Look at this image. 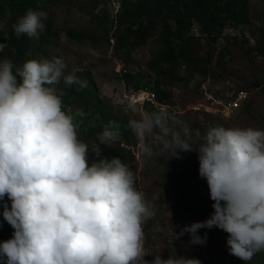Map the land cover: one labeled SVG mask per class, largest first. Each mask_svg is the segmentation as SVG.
Masks as SVG:
<instances>
[{
	"label": "clouds",
	"instance_id": "9594fccd",
	"mask_svg": "<svg viewBox=\"0 0 264 264\" xmlns=\"http://www.w3.org/2000/svg\"><path fill=\"white\" fill-rule=\"evenodd\" d=\"M45 16L29 10L13 25L15 34L38 39ZM6 47L0 43V52ZM13 67L8 58L0 61V201H11L3 217L15 230L0 243L5 264H201L175 254L144 259L143 224L154 211L134 186L133 172L120 157H104L99 146L89 166L78 124L62 110L63 92L46 86L63 78L65 86L80 90L87 82L75 71L65 75L67 65L58 57L29 60L15 74ZM170 119L161 110L129 120L142 157L156 155L149 136L162 142L167 160L193 151L188 127L173 131ZM121 137V126L109 121L98 139L110 146ZM202 139L199 176L207 181L214 211L173 235L187 233L190 245H205L207 234L198 230L219 228L228 233L229 254L249 261L264 251V130L215 126Z\"/></svg>",
	"mask_w": 264,
	"mask_h": 264
},
{
	"label": "rangeland",
	"instance_id": "374dc122",
	"mask_svg": "<svg viewBox=\"0 0 264 264\" xmlns=\"http://www.w3.org/2000/svg\"><path fill=\"white\" fill-rule=\"evenodd\" d=\"M18 1L29 5L31 11L46 13L41 19L44 29L38 30V39L30 38L28 48L20 47L23 34H15L10 20L13 2L0 0V43L7 45L0 52V61L8 58L15 74L29 60L58 57L67 65L65 75L75 71L76 75L91 76L99 102H83L74 95H65L63 78L59 84L46 86L54 87L57 94L63 92L62 110L78 124V139L88 146L89 166L97 161L92 152L97 146L108 157L101 148L103 145L120 152L122 162L133 172L134 186L154 211V216L143 224L144 259L151 261L156 254L167 259L175 254L199 259L201 264H247L229 254L228 233L219 228L198 230L201 237L207 234L205 245H190L191 237L187 233L175 239L173 233L178 234L184 226L209 218L202 219L191 211L186 193L176 182L179 173L171 166L172 158L167 160L160 153L162 142L153 136L146 138L156 152L152 159L139 154L137 138L131 129L130 143L121 137L110 146L100 144L101 132L97 130L100 115L93 110L100 103L127 123L138 120L143 112L158 111L149 104H134L132 96L142 90L157 94L159 86L167 92L165 103L169 106L166 112L171 118L170 129L177 131L185 126L189 129L186 139L193 151L179 152L180 159L189 162L196 157V150L210 127L264 130V0H251L250 22L226 25L216 42L202 33L198 25L192 26L193 46L201 56L212 58L206 76L184 63L172 69L163 66L156 71L154 61L162 48L163 25L157 27L142 47H118L116 17L122 11L124 0ZM134 1L137 0H127ZM168 23L175 28V21ZM130 105L137 111H132ZM8 203L7 196L0 201V241L7 240V230H14L3 217L4 205ZM217 230H221L219 237ZM251 261L264 264V251L255 253Z\"/></svg>",
	"mask_w": 264,
	"mask_h": 264
},
{
	"label": "trees",
	"instance_id": "16d2710c",
	"mask_svg": "<svg viewBox=\"0 0 264 264\" xmlns=\"http://www.w3.org/2000/svg\"><path fill=\"white\" fill-rule=\"evenodd\" d=\"M13 2L10 7L11 25H14L20 17L25 15L29 5H22L18 0H3V3ZM251 0H137L134 2L123 1L122 11L117 14V46L125 48L132 46L139 48L144 46L156 32L159 25H163L160 41L162 48L155 57L154 67L159 71L165 66L170 69L178 67L181 63L188 65L192 70L201 75H208L212 58L201 56L193 46L195 37L192 26L198 25L212 42H216L226 25L248 24L250 22ZM2 4H0V7ZM176 23L172 28L168 21ZM20 47L28 48L30 38L23 34ZM80 80L87 82V87L77 90V86L64 88L67 96H76L83 102H99L91 76L88 73L77 75ZM157 97L166 101L167 92L157 87ZM93 113L100 115L98 131L101 133L109 121H115L121 126L122 140L130 143V128L128 123L100 103L94 107ZM108 158L118 156L120 152L101 146ZM126 151V150H124ZM123 161V159L120 157ZM184 161L172 158L171 166L178 172L176 182L186 193L188 205L193 213L202 219L210 218L214 209V203L210 199L207 181L199 176L198 153L192 160ZM223 203V202H222ZM11 207V201L7 204ZM15 230L8 232L7 240L13 238ZM221 230L216 235H221ZM6 240V241H7ZM5 241H0L3 243ZM247 264H253L251 260ZM0 264H5L4 258H0Z\"/></svg>",
	"mask_w": 264,
	"mask_h": 264
},
{
	"label": "built area",
	"instance_id": "2783aa9c",
	"mask_svg": "<svg viewBox=\"0 0 264 264\" xmlns=\"http://www.w3.org/2000/svg\"><path fill=\"white\" fill-rule=\"evenodd\" d=\"M142 97V99H141ZM132 102H142L143 104H149L150 107L160 112L161 110L167 111V106L165 101H161L154 92L142 90L137 94H134L131 99ZM237 106V105H236Z\"/></svg>",
	"mask_w": 264,
	"mask_h": 264
}]
</instances>
